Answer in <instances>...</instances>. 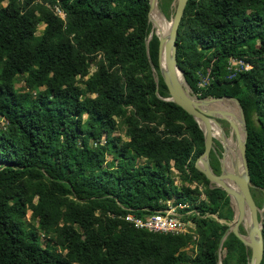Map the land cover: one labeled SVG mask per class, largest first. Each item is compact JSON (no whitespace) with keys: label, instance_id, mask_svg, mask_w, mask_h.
<instances>
[{"label":"trees","instance_id":"trees-1","mask_svg":"<svg viewBox=\"0 0 264 264\" xmlns=\"http://www.w3.org/2000/svg\"><path fill=\"white\" fill-rule=\"evenodd\" d=\"M174 1L159 0L167 18ZM150 8L151 0H0V264H219L228 228L220 221L232 222L234 211L227 193L195 166L205 150L199 124L164 100L170 95L161 76L156 83L146 49L152 35L149 53L159 72ZM231 58L252 68L230 79ZM177 59L199 98L241 103L263 208L264 0H189ZM199 72L212 77L207 89L199 88ZM120 125L126 141L116 136ZM215 146L211 166L220 175L222 145ZM194 182L204 186L205 201L190 188ZM173 196L194 202L197 241L152 234L124 219L128 211L161 210ZM240 233L246 235L242 226ZM192 244L193 255L185 250ZM250 259L230 234L223 264Z\"/></svg>","mask_w":264,"mask_h":264},{"label":"water","instance_id":"water-1","mask_svg":"<svg viewBox=\"0 0 264 264\" xmlns=\"http://www.w3.org/2000/svg\"><path fill=\"white\" fill-rule=\"evenodd\" d=\"M189 0H175V13L166 34L156 32L151 14L159 12V0H151L149 22L152 24L153 33L159 37V72L155 68L149 53V42L146 43L148 59L151 64L156 83L159 85L162 77L169 91V98L164 99L173 102L191 115L199 124L205 137V150L196 160L197 170L203 173L211 185L224 190L230 198L231 205L235 211V217L231 226L227 228L219 245V264H223V246L230 234H234L250 251L249 264H262L264 259V207L257 205L252 189L250 170L247 161V122L244 109L238 99L232 97L199 98L189 86L183 70L177 59V39L179 28L185 14ZM225 103L236 105L239 116L235 113L221 109ZM220 120L229 123L236 138V149L241 165V170L228 172L225 169L224 160L227 154V142L229 139L224 132ZM215 131L220 134L221 141L225 147L224 158L221 160V174L217 175L211 166V152L214 150ZM249 223V226H248ZM241 226L246 235L240 233Z\"/></svg>","mask_w":264,"mask_h":264},{"label":"built area","instance_id":"built-area-1","mask_svg":"<svg viewBox=\"0 0 264 264\" xmlns=\"http://www.w3.org/2000/svg\"><path fill=\"white\" fill-rule=\"evenodd\" d=\"M57 13L62 15V12L57 8ZM252 66L243 59L231 58L228 63V71L230 72L229 78L232 79L236 73L241 71H249ZM199 72V88L201 90L207 89L211 84L212 77L206 74L207 81H203L202 74ZM176 173H178L176 171ZM179 174V173H178ZM192 189L198 188L201 192L200 201H205L202 198L203 186L194 182ZM202 186V187H201ZM180 198L173 196L162 201L163 209L149 212L148 214L138 216L134 212H127L124 219L132 224L136 229L143 230L152 234L162 235H192L193 240L197 241L196 225L192 219L196 211H189L194 205V202L181 203ZM221 222V221H220ZM195 244H192L194 246ZM196 250V248H195Z\"/></svg>","mask_w":264,"mask_h":264},{"label":"rangeland","instance_id":"rangeland-1","mask_svg":"<svg viewBox=\"0 0 264 264\" xmlns=\"http://www.w3.org/2000/svg\"><path fill=\"white\" fill-rule=\"evenodd\" d=\"M173 7H175L174 3H173ZM55 11L57 12V10H55ZM159 13L161 14V16H162V17H163L168 23H171L172 18L174 17V14L171 15L170 18H167V17H165V15H163V14L160 12V10H159ZM174 13H175V12H174ZM61 17L64 18V15L62 14ZM43 29H44V26L41 25V26L39 27L38 35L42 34ZM154 30H155V29H154ZM100 58H101V57H99V59H100ZM95 71H96V67L93 66V67L91 68V74H93ZM202 74H204V73H202ZM206 77H207L206 74H204V75L202 76L203 81H207ZM81 82H82V80H81ZM80 85H82V83H80ZM22 86H23V83H22V82L19 83V84L17 85L18 88H21ZM220 108H221V109H224V110H227V111H230V112H233V113H235L237 116H239L238 109H237L236 105L233 104V103H225V104H222V105L220 106ZM220 124H221V126H222L224 132L226 133V136H227V138L229 139V141H231V142L233 143L232 145H233L234 149L236 150V155H237V154H238V151H237V149H236V138H235V134H234L232 128L230 127L229 123L226 122V121L220 120ZM5 125H6L5 121H4L3 119L0 118V126H1L2 128H4ZM125 130H126V128H125L124 126L120 125V127H119L118 130L116 131V136L122 138V140H124V141L127 140V138H126V136H125ZM215 141H218V142L221 143V145H222V156H221V160H222V159L224 158V154H225V147H224V144H223L222 141H221L220 134H219L218 132H216V131H215V139H214V148L216 147V146H215ZM110 160H111V158L109 157V158H108V161H110ZM239 161H240V160H239L238 155H237L238 166H239V169L241 170V165H240V162H239ZM139 163H140V164L144 163V160L140 159V160H139ZM220 163H221V162H220ZM172 172H173V173H172V179L174 180V184H175V186H176L178 189L182 188L184 184H183L181 178L179 177V174L176 173L175 170H173ZM186 186H188V185L186 184ZM192 186H194V185H191L190 188H192ZM201 187H202V186H201ZM203 189H204V186H203ZM252 190H253L252 193H253V196H254V199H255L256 203H258V201L260 202L261 199H262V195H261L260 191H259L258 189H255V188H253ZM199 198H200V197H199ZM202 198H205V199H206V196H203V195H202ZM230 203H231V201H230ZM231 207H232V205H231ZM232 209H233V207H232ZM233 211H234V209H233ZM234 217H235V211H234ZM27 220L30 221V214L28 215ZM221 222L224 223V224H226V226H228V227L231 226V224H232V222L224 221V220L221 221ZM41 240H42L43 242L46 241L45 238H44V236H42V235H41ZM195 248H196V245H194V246L189 245L185 250H186L188 253H190V254L193 255V254L196 252ZM224 252H225V250H224ZM67 259H68V258H66V260H67Z\"/></svg>","mask_w":264,"mask_h":264},{"label":"bare ground","instance_id":"bare-ground-1","mask_svg":"<svg viewBox=\"0 0 264 264\" xmlns=\"http://www.w3.org/2000/svg\"><path fill=\"white\" fill-rule=\"evenodd\" d=\"M151 16L152 20L154 21L155 31L162 35L166 34L169 28V23L161 16L158 11L153 12ZM232 144L233 143L231 141L227 142V154L225 156L224 165L228 172H237L239 166L237 162L236 150Z\"/></svg>","mask_w":264,"mask_h":264}]
</instances>
